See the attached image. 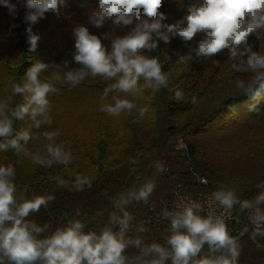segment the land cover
<instances>
[{"label":"clouds","instance_id":"obj_1","mask_svg":"<svg viewBox=\"0 0 264 264\" xmlns=\"http://www.w3.org/2000/svg\"><path fill=\"white\" fill-rule=\"evenodd\" d=\"M164 0H96L88 13L87 25L72 28L75 38L72 59L61 63L37 61L26 69L20 81L12 79L8 85L11 97H21L14 106L11 97L0 99V152L21 153L42 168L68 166L74 157L67 142L59 141L58 130L45 131V143L35 152L26 148L33 137V128L51 126L50 95H60L63 87L69 90L85 81L100 77L106 84L99 97L98 111L109 117H130L132 123L144 120L149 112L138 100L146 90L158 93L169 87V74L157 56L146 55L158 51L160 41L171 44L174 38L191 41L198 33L202 38L182 62L210 59L225 50L237 73L249 74L233 83L241 96L260 103L264 98V54L253 50L250 37L259 40L264 34V0H193L187 4L186 14L175 23L160 9ZM15 19L24 10L26 43L29 51H36L39 35L33 26L46 13L60 14L66 0H0ZM78 7L84 9L86 3ZM110 23L113 29L103 34L111 40L110 50L100 36L89 31V25L103 28ZM17 27L18 25H12ZM129 28L124 35L115 29ZM74 64L75 67H70ZM219 63V61H213ZM55 69L50 76L41 74ZM141 81L143 83L141 84ZM123 94V95H122ZM110 98V99H109ZM177 102L185 100L181 90L174 92ZM190 102L198 103L196 95ZM15 121L31 123L17 130ZM136 164V160L131 161ZM157 174L164 165L155 161ZM15 167L0 166V264H239L241 239L264 240V191L252 199H242L232 186H223L211 193L218 210L205 211V206L192 202L169 210L163 208L159 218L168 221L163 243L149 242L146 222L134 225L135 217L128 211L134 203L148 204L156 188L154 179H147L138 188L120 193L113 201V211L107 223L97 232L85 231L80 219H68L65 226L50 231V226L37 224L29 217L47 208L55 200L54 194L27 198V189L20 191L15 183ZM92 178L75 174L71 182L58 178L57 184L83 191L91 188ZM264 189V184L258 185ZM236 211V223L247 213L248 224L238 235H232L226 216ZM260 245L257 244V247Z\"/></svg>","mask_w":264,"mask_h":264},{"label":"trees","instance_id":"obj_2","mask_svg":"<svg viewBox=\"0 0 264 264\" xmlns=\"http://www.w3.org/2000/svg\"><path fill=\"white\" fill-rule=\"evenodd\" d=\"M80 2L66 0L67 6L60 9L59 16L46 13L33 26L40 37L34 52L29 51L26 43L24 10L13 19L7 8L0 6V99L11 97L10 81L14 78L20 81L26 69L37 61L61 63L72 59L75 51L72 28L87 25L88 13L96 0H83L87 5L84 9L78 7ZM191 2L164 0L160 10L168 17L166 23L181 19ZM14 24L18 26L13 27ZM88 27L110 50L111 40L103 39L104 33L113 30L110 23L103 28ZM129 30L126 27L114 31L122 36ZM201 38L198 33L187 42L174 38L165 45L160 41L158 51L146 53L159 57L162 70L170 79L168 88L155 94L146 90L139 98V106L149 108L139 123H132L130 117H109L98 111L99 97L106 86L100 77L71 90L63 87L60 95L49 96L53 123L42 125L39 130L33 128L34 138L26 148L32 152L42 149L43 133L58 130L59 141L67 142L73 154L72 163L42 168L22 153L0 152V166L15 167V183L18 190L27 189V198L55 195L47 208L42 207L29 219L41 226L49 225L52 231L75 218L87 225L85 231L98 232L114 210L113 201L120 193L154 179L156 188L148 204L134 203L128 211L135 217L134 225L146 222L147 241L163 243L168 221L160 219L159 214L164 203L170 202L176 189L195 196L200 191L213 192L229 186L232 168L229 170L223 160L228 158L246 168L238 192L242 199L252 200L264 191L258 187L264 184V98L257 103L240 95L233 82L237 78L247 79L249 74L237 73L232 68L227 50L210 59H197L193 54L192 60L182 62ZM249 43L253 50L264 54V34L259 40L250 37ZM75 66L74 62L70 65ZM54 70L49 68L41 77L47 78ZM176 90L184 93V101L175 100ZM193 95L198 99L195 105L190 102ZM21 102V97H11L13 106ZM30 123L15 121L14 127L19 130ZM178 140L184 141L185 154L177 149ZM133 159L136 164L131 163ZM155 161L164 165L163 174L155 172ZM77 173L92 178L91 188L75 191L57 184L58 178L71 182ZM196 176L206 178L208 185L201 186ZM241 245L239 264H264V240L254 242L245 238L241 239Z\"/></svg>","mask_w":264,"mask_h":264},{"label":"built area","instance_id":"obj_3","mask_svg":"<svg viewBox=\"0 0 264 264\" xmlns=\"http://www.w3.org/2000/svg\"><path fill=\"white\" fill-rule=\"evenodd\" d=\"M177 149L182 151L183 154L187 152V147L183 140L177 141ZM197 182L201 186H207L208 182L206 178L196 176ZM214 192V191H213ZM212 192L200 191L197 195L193 196L189 193L183 192L181 189H176L171 197L170 202L164 203L163 208L167 207L169 210H176L177 208L183 207L184 205L192 202H199L205 206V211H216L218 210L216 203L212 200L211 197ZM238 213L234 210L230 212L226 216V220L229 226V229L232 235H238L240 229L248 224V216L247 213L240 216V223H236L234 217H236ZM249 238L247 235L242 239Z\"/></svg>","mask_w":264,"mask_h":264},{"label":"rangeland","instance_id":"obj_4","mask_svg":"<svg viewBox=\"0 0 264 264\" xmlns=\"http://www.w3.org/2000/svg\"><path fill=\"white\" fill-rule=\"evenodd\" d=\"M223 159H226V158H223ZM223 162L228 167V169H229V167L232 168V173L230 174L231 176L229 178V182H230L229 186L234 187L238 193L239 192V186L246 177V174H245L246 168H244L243 166H240L238 163H235L234 161H232L228 158L226 159V161L223 160ZM105 220L107 223L108 217L105 218Z\"/></svg>","mask_w":264,"mask_h":264}]
</instances>
